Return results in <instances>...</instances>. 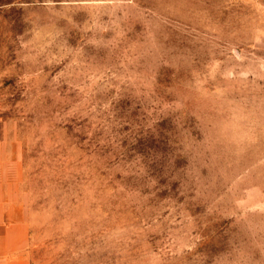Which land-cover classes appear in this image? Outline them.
Wrapping results in <instances>:
<instances>
[{
  "label": "rangeland",
  "instance_id": "rangeland-1",
  "mask_svg": "<svg viewBox=\"0 0 264 264\" xmlns=\"http://www.w3.org/2000/svg\"><path fill=\"white\" fill-rule=\"evenodd\" d=\"M0 143L28 264H264V0H0Z\"/></svg>",
  "mask_w": 264,
  "mask_h": 264
},
{
  "label": "crops",
  "instance_id": "crops-1",
  "mask_svg": "<svg viewBox=\"0 0 264 264\" xmlns=\"http://www.w3.org/2000/svg\"><path fill=\"white\" fill-rule=\"evenodd\" d=\"M17 201V189L4 170L0 143V264H28L30 231L27 222L17 216Z\"/></svg>",
  "mask_w": 264,
  "mask_h": 264
}]
</instances>
